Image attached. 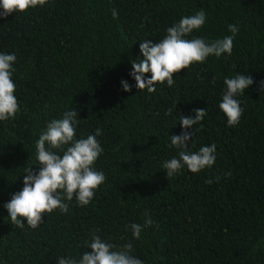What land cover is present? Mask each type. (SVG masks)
<instances>
[{
	"label": "trees",
	"instance_id": "16d2710c",
	"mask_svg": "<svg viewBox=\"0 0 264 264\" xmlns=\"http://www.w3.org/2000/svg\"><path fill=\"white\" fill-rule=\"evenodd\" d=\"M200 10L206 23L187 38L210 43L236 25L232 54L192 64L174 74L171 87L139 90L130 72L142 58L140 43L159 42ZM0 53L16 55L19 104L14 119L0 121V264L79 259L92 251L93 229L118 246L131 243L143 264H264V0H48L0 17ZM237 73L254 83L237 97L244 112L230 127L219 103L224 77ZM73 109L76 139L102 130L95 168L105 182L87 206L74 197L65 200L66 214L45 213L36 229L26 219L22 228L12 225L4 205L23 189L24 168L39 170L40 133ZM196 109L207 115L187 129L189 151L215 144L216 162L199 173L185 166L170 180L163 162L179 158L170 137L185 131L179 116ZM145 217L153 224L136 239L128 225Z\"/></svg>",
	"mask_w": 264,
	"mask_h": 264
},
{
	"label": "clouds",
	"instance_id": "9594fccd",
	"mask_svg": "<svg viewBox=\"0 0 264 264\" xmlns=\"http://www.w3.org/2000/svg\"><path fill=\"white\" fill-rule=\"evenodd\" d=\"M47 2L48 0H0V17L6 18L14 12L24 13L30 8L43 7ZM112 14L114 18L118 16L115 9ZM206 19L205 11L200 10L194 15L182 17L167 28V34L159 42H141L142 58L132 61L130 72L136 81L135 86L139 90L147 89L149 93H155L157 83L167 82L169 87L173 86L174 74L188 69L192 64L204 63L209 56L220 57L225 53L231 55L235 36L239 32L236 25H228L231 35L210 43L201 37L187 38L194 30L202 28ZM16 59L15 54L0 53V121L14 119L19 111L14 95L16 85L12 79V65ZM148 73H151L150 78H146ZM212 82L215 83V78ZM121 83L124 91H131L127 81L122 80ZM253 83V78L246 74L237 73L232 77H224L225 88L219 109L226 115L228 126L232 127L240 122L244 109L237 97L245 94ZM168 114H172L171 109ZM206 115L207 109H196L194 116H179V123L185 131L181 135L170 137V146L179 150V158L173 157L163 162V169L170 180L185 166L192 173H199L215 164V144L202 146L198 152L189 151L188 146L192 133L187 129L200 123ZM77 116L75 109L66 111L61 118L47 122L46 128L40 133L35 143L39 170L34 171L33 166H26L23 189L14 193L4 205L12 225L22 228L26 219L27 225L36 229L44 222L45 213L50 214L59 209L66 214L69 204L65 200L71 202L74 197L79 206H87L95 191L105 182V173L95 168V162L104 151L97 139L102 135V130L97 128L94 134L76 139ZM192 146H195L194 142ZM212 182L211 179L206 181L209 184ZM152 224V219L145 217L144 224L132 223L128 227L133 236L140 239L143 230ZM97 232V229L91 231L87 243L91 252H83L79 259L60 257L58 264H143L141 259L132 254L131 243L118 246L102 239Z\"/></svg>",
	"mask_w": 264,
	"mask_h": 264
}]
</instances>
